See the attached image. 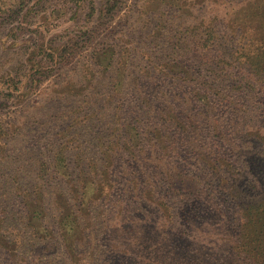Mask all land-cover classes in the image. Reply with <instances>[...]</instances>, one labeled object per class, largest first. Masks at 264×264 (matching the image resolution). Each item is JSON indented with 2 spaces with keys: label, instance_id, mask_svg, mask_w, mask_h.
Returning <instances> with one entry per match:
<instances>
[{
  "label": "rangeland",
  "instance_id": "374dc122",
  "mask_svg": "<svg viewBox=\"0 0 264 264\" xmlns=\"http://www.w3.org/2000/svg\"><path fill=\"white\" fill-rule=\"evenodd\" d=\"M104 3L105 0H30L21 4L20 0H0V264H89L93 260L89 257L95 254L94 244L83 246L78 259H70L66 254V249L72 252L71 245L80 239L82 230L88 232L87 226L96 227L100 235H105L106 221L114 215L124 218L132 212L152 211L144 196L148 186L140 170L134 169V177L139 179L135 185L134 177L120 176L119 155L105 158L106 152L116 148V130L124 134L123 124L136 122L133 106L139 97L138 90H144V100L166 106L155 101L159 85L144 88L150 83L144 80L141 87H136L134 79L158 66L187 67L199 74L202 52L188 35L191 29L195 33L202 26L219 29L232 24L230 21L235 18L239 22L245 17L258 18L264 6V0H124L120 10L107 19L102 16ZM111 47L117 69L129 59L126 67L134 84L123 89L127 93L124 101L114 91V73L108 80L111 72L106 70L109 63L104 58ZM214 53L217 57L218 51ZM157 72L158 68L154 70ZM194 83L190 77L185 87L188 95ZM169 87L168 83L162 84L164 89ZM236 87H220L221 93L215 99L237 101ZM243 98L246 100L247 96ZM260 98L259 106H264V94ZM194 103L196 117L205 115L207 107L198 100ZM174 105L181 113L178 101ZM210 107H214L210 114L216 120L232 117L228 107L213 103ZM249 108L240 112L246 123L255 116L252 105ZM88 124L100 132L93 154L88 152L89 136L83 131ZM225 125L231 128L230 123ZM79 131L84 133L81 140L77 136ZM182 137L174 135L170 147H180ZM255 146L246 143L248 151L252 152ZM58 151L65 154L69 172L55 171ZM180 151L183 159L176 158L177 153L171 159L169 154V163L196 175L198 170L189 165L185 151ZM93 161L97 169L91 170L88 166ZM234 162L247 174V188L255 184L258 192L264 189V162ZM104 168L108 169V177L101 175ZM91 171L92 178L86 180L91 191L105 185L108 178L112 182L104 199L82 203L78 193L82 190L81 177ZM179 187L193 189L192 182L184 179L175 183V188ZM74 188L77 194H73ZM163 188L154 189L155 194L160 195ZM165 198L168 204L175 202L169 195ZM219 201L222 209L232 210L231 200L227 204L224 199ZM59 202L81 215L74 231L69 232L66 227L64 246L57 229ZM175 206L178 210L179 204ZM65 212L72 215V211ZM101 214L105 216L103 221L98 218ZM130 244L128 241L123 245L126 251L116 263H133L129 251H135V247ZM96 246L110 257L102 239Z\"/></svg>",
  "mask_w": 264,
  "mask_h": 264
},
{
  "label": "trees",
  "instance_id": "16d2710c",
  "mask_svg": "<svg viewBox=\"0 0 264 264\" xmlns=\"http://www.w3.org/2000/svg\"><path fill=\"white\" fill-rule=\"evenodd\" d=\"M29 1L20 0L21 4ZM123 1L105 0L102 16L111 19L120 10ZM261 9L258 18L245 17L240 22L238 18L231 19L232 24L224 25V29H217L218 26L202 29V26L194 33L189 27L191 31L187 33L192 43L202 52L199 74L187 67L170 69L158 66V74L154 73L155 67L149 68L142 77L134 79L136 87H141L144 80L150 81L144 88L159 85L155 101L164 102L166 106H156L144 100V90H138L139 97L133 106L136 122L124 123V134L116 130V148L106 152L105 158L107 155L111 159L119 155L122 160L120 176L123 178H133L135 167L140 170L148 186L144 196H147V204L152 211L132 212L124 218L114 215L111 221H106L108 231L105 235H100L96 227L87 226L88 232L82 230L80 239L71 245L72 252L66 249L68 258H80L78 252L83 246L94 244L95 254L89 257L93 258L89 264H119L116 259L122 252L125 253L123 245L130 241V245L135 247V251H129L133 261L131 264H264V189L258 192L255 184L247 188L245 181L248 176L234 162H264V106H259L260 96L264 94V6ZM214 50L218 51L217 57L214 56ZM108 51L104 58L109 63L106 70L111 72L108 80L114 73V91L124 101L127 93L123 89L128 84H134L126 67L129 59L125 66L117 69L112 47ZM190 77L196 83L188 95L185 87ZM164 83L169 84V90L162 88ZM235 86L238 89L237 101L215 99L221 93L220 87ZM244 95L247 96L246 100ZM196 100L204 108L207 107L205 115L196 117ZM175 101L181 105V113L177 112ZM212 103L221 108H230L232 117L226 120L228 116H224L222 121L216 120L210 114L214 108H209ZM249 104L255 116L248 113L251 118L246 123L240 112L243 109L249 111ZM225 122L230 123L231 128H227ZM83 131L89 136L88 152L93 154V145L99 141L100 132L92 124L86 125ZM174 135L184 137L180 139V147L172 149L170 142ZM77 136L81 140L84 133L79 131ZM122 137L124 140H121ZM246 143L256 144L252 152L246 149ZM179 149L185 151L189 165L198 170L196 175L191 176L175 163H169L175 157L183 159ZM173 153L177 155L173 157ZM169 154H172L171 159ZM65 164V154L58 151L55 171L59 174L63 170L69 172ZM95 166L97 164L93 161L88 168L97 169ZM79 169L84 173L81 165ZM107 170L104 168L101 175L108 177ZM92 173L81 177L82 190L78 193L82 203L93 204L108 194L111 178L107 179L105 185L91 191L86 180L92 178ZM181 179L190 180L193 189L175 188V183L178 184ZM132 181L138 185V176ZM163 186L161 194H155L154 189L157 191ZM75 193L76 188L73 189ZM167 195L175 201L173 205L166 202ZM219 199H224L226 204L227 200L228 203L232 201L234 206L231 213L222 209L223 204ZM59 203L57 229L61 232L64 246L66 227L70 229L69 232L74 231L76 224L81 222V215ZM175 204H179L178 210ZM64 208L72 211V215H66ZM104 217L102 214L98 216L101 221ZM99 239L110 250V257H106L96 246Z\"/></svg>",
  "mask_w": 264,
  "mask_h": 264
}]
</instances>
